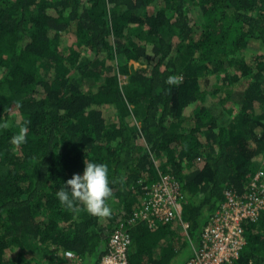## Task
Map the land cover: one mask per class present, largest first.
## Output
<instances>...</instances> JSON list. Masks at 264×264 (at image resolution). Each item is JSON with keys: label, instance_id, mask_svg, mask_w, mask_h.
<instances>
[{"label": "trees", "instance_id": "trees-1", "mask_svg": "<svg viewBox=\"0 0 264 264\" xmlns=\"http://www.w3.org/2000/svg\"><path fill=\"white\" fill-rule=\"evenodd\" d=\"M254 42L264 0H0V264H97L157 170L179 183L185 229L136 223L128 261L184 263L185 237L264 159ZM85 160L108 167V217L55 195ZM243 231L232 264H264V212Z\"/></svg>", "mask_w": 264, "mask_h": 264}, {"label": "built area", "instance_id": "built-area-1", "mask_svg": "<svg viewBox=\"0 0 264 264\" xmlns=\"http://www.w3.org/2000/svg\"><path fill=\"white\" fill-rule=\"evenodd\" d=\"M247 178L241 192H224V201L208 216L198 240H189L191 256L182 264H232L239 257L245 245L244 223L256 221L264 212V159ZM137 185L142 195L140 205L128 218L129 226L109 237L108 249L97 264H129V227L138 222L146 223L149 230H154L158 221L178 222L185 229L181 221L182 194L176 179L157 170L156 180L146 184L138 180Z\"/></svg>", "mask_w": 264, "mask_h": 264}, {"label": "clouds", "instance_id": "clouds-1", "mask_svg": "<svg viewBox=\"0 0 264 264\" xmlns=\"http://www.w3.org/2000/svg\"><path fill=\"white\" fill-rule=\"evenodd\" d=\"M0 127H8V125L3 123ZM26 133L27 127L21 126L19 131L11 137V142L16 145L25 143ZM84 164L83 173L73 174L55 195L66 209L74 210L79 202L89 214L96 217H108L111 215L108 200L112 195L108 167L94 160H85Z\"/></svg>", "mask_w": 264, "mask_h": 264}, {"label": "rangeland", "instance_id": "rangeland-1", "mask_svg": "<svg viewBox=\"0 0 264 264\" xmlns=\"http://www.w3.org/2000/svg\"><path fill=\"white\" fill-rule=\"evenodd\" d=\"M70 36V35H69ZM71 37V36H70ZM251 48H253V50L254 51H262V52H264V45H261V44H259V43H257V42H254L253 44H251ZM248 58L250 57V55H248L247 56ZM132 64V66L134 67V68H137L138 67V64L137 63H131ZM213 79L212 78H209L208 80H206V81H201V85L204 87V88H210L211 87V85L213 84ZM124 82V81H123ZM179 234H181V232H179ZM180 237H181V239L180 240H184V234L183 235H180ZM191 237V240L195 243V241H196V239H195V237H194V235H193V237L192 236H190ZM185 239H186V246L184 247V250L181 252V254L180 255H178L177 256V262H179L180 261V258H181V256L184 254H186V253H188V251L190 252V249H189V240H190V238H188V237H185ZM176 260H174L173 261V263L175 262ZM172 263V264H173Z\"/></svg>", "mask_w": 264, "mask_h": 264}]
</instances>
